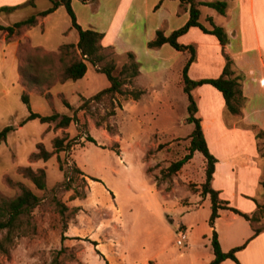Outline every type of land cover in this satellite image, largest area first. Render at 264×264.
<instances>
[{"label":"rangeland","instance_id":"rangeland-1","mask_svg":"<svg viewBox=\"0 0 264 264\" xmlns=\"http://www.w3.org/2000/svg\"><path fill=\"white\" fill-rule=\"evenodd\" d=\"M29 1L0 0V7H17L10 13L0 12V24L11 25L50 6V0H34L35 7L28 5ZM161 1L157 2V21L172 11L171 5H161ZM247 5V0H234L233 7ZM199 9V22L209 27L204 19L209 10ZM78 13L90 16L95 7L93 3L80 7ZM164 19L160 27L163 33L175 25L167 17ZM255 19L264 45V11L257 6ZM38 22L10 40L0 31V130L12 127L0 143V195L10 198L18 193V188L8 185L7 178L28 187L39 198L30 215V227L24 235L14 238L8 257L0 253V264H208L212 257L208 240L211 203L209 197L193 194L200 191L205 177L202 154L194 152L174 176L163 175L172 162L188 153V135L194 128L186 122L188 100L183 92L181 62L175 60L169 71L147 74L157 61L145 41V30L152 27V21L147 23L141 18L128 32V38L117 44L122 56H116L111 49L105 52L108 59H114L115 74L128 62L126 53L131 52L146 72L138 81L141 86H135L133 78L125 79L124 94H116L113 99L103 96L80 108L83 99L108 84L106 76L89 62L86 75L78 81H56L49 88L22 84V70L28 73L40 67L34 61L36 53L27 48L38 46L51 51L73 41L72 35L64 34L71 26L63 6L38 18ZM226 22L215 13L214 25L223 27ZM186 39L200 43L204 51L208 49L221 59V48L214 46L211 39L202 40L192 33ZM249 42L253 44L252 36ZM207 88L194 90L195 100L201 96L203 101L217 92L212 86ZM139 90L142 94L134 100L129 92ZM24 92L32 112L75 116V120L64 128L55 122L24 121L29 114L20 99ZM62 99L71 108H66ZM217 119L224 131L237 122L224 104ZM237 129L244 133L246 147L250 138L256 145L261 142L251 128L239 123ZM55 138L63 140L64 150H55ZM38 143L52 152L47 161L29 158L37 151ZM258 157L257 164L264 169V153ZM20 167L43 169L45 188L37 189L18 172ZM245 186L244 192L250 193L241 196L245 201L234 193L233 186L226 188L224 198L219 200L235 209V205L247 207L248 200L264 204L261 182L248 180ZM263 223L264 218L254 225ZM218 228L223 234L228 229L241 233L245 223L222 212ZM181 230L187 239L178 246L175 241ZM260 244L252 246L241 259L247 264H264V243Z\"/></svg>","mask_w":264,"mask_h":264},{"label":"crops","instance_id":"crops-1","mask_svg":"<svg viewBox=\"0 0 264 264\" xmlns=\"http://www.w3.org/2000/svg\"><path fill=\"white\" fill-rule=\"evenodd\" d=\"M158 1L159 0H87L86 2H82L80 0H71V7L75 14L76 22L81 28L93 29L103 34L100 40V45L103 48L104 54L107 50L112 49L116 56H122L120 52H117V44L122 43L125 38H128V32H130L131 28H134L139 19L143 18L147 23L148 21H152V27L145 30L147 35L145 38L146 42L155 37V31L161 29L160 27L165 21L164 18L167 17L175 24L168 32L164 33L165 35L178 29L188 20V11L179 7V2L177 0H162L161 5H171L172 11L167 12L166 16L165 14L161 15L159 21L155 20L156 8L159 5V3L157 4ZM228 1L230 4L229 8H232L231 11L227 12L228 8L224 15L220 14L227 20L226 24L222 27L228 36L227 44L223 49L215 36L204 34L197 27H191L187 33L178 38V42L184 45H193L195 49V60L190 64L187 70V75L191 80L216 78L221 74L225 64L223 56L220 59L218 56H214V54L208 49L204 51L200 43L193 42L190 39L187 40L186 38L191 33L196 37H200L202 40L211 39L214 46L217 48L220 47L221 52L223 51L232 61V77L241 78L240 88L244 98L241 115H232L237 119V122H233L230 125L229 131H224L222 125L220 126L218 122L219 120L217 119V112L220 111L224 104V100L221 93L215 88L214 89L217 92H214L213 97H206L203 101L202 97L197 95L199 99H196V115L200 118L207 148L217 160L211 180V187L218 191V197L221 199L224 198L225 189L229 186H233L234 193L242 199L241 196L250 195V193H246L248 191L244 192L243 190L246 189L245 183L248 180L253 182L264 181L263 166L257 164L259 161L258 156H261L257 149V145L250 138L248 147H246L242 140L244 138V133L237 129V124L240 123L245 127L247 126L251 128L255 133L264 131V45H262L261 38L257 32L255 19L256 6L261 9V11H264V0H247L248 5L244 6V8L243 6L233 7L234 0ZM92 3L95 7V13L90 16H80L78 9H80V7L86 8ZM199 7H204L209 10L204 15V19L209 23V27L203 25L201 22L200 23L206 28H211L208 19L210 18L213 22L214 15L218 12L207 6L199 5L198 8ZM262 26L264 31V19L262 20ZM64 34L72 35L73 41L70 43H77L78 34L75 29L68 27L64 31ZM251 36L253 44L249 42ZM151 49H153L152 58L157 61V64L147 74L169 71L175 60L181 62L184 66L189 58L188 52L177 51L169 44H163L158 48ZM143 73L145 74L146 72H144L141 65L139 68V74L133 78L135 86H141L138 84V81ZM78 80L79 79L75 81ZM106 86H109V82ZM207 86L211 85L204 84L198 86L196 89H193L192 93H194V90L208 89ZM204 108H207V110ZM261 143L264 144V132L263 137L261 138ZM237 160L239 161L238 163H236ZM199 193L200 191H197L193 194ZM204 196L205 199L206 197H209V195ZM243 199H245V197ZM248 201L247 204L245 203L247 207H241L239 205L235 206L237 210L252 215L256 210V204L253 201ZM259 203L263 204V201H259ZM222 212H226L227 215L233 219H242L245 223V229L241 233L228 229L226 234H223L218 228V221L222 217ZM218 213L219 216L215 219L214 229L217 233L219 245L223 252H227L233 247L242 245L253 234V226L258 227L255 226L254 223L246 221L243 217L230 210L219 209ZM211 232L212 228L210 227V237ZM210 237L208 240H210ZM260 243H264L263 232L259 233L249 241L242 250L236 252L235 255L238 263L226 259L222 264H247L241 259L242 255L249 251L252 246H258ZM210 251V255L212 256L210 259L211 261L213 259L211 247ZM99 255L103 257L102 254L99 253Z\"/></svg>","mask_w":264,"mask_h":264},{"label":"trees","instance_id":"trees-1","mask_svg":"<svg viewBox=\"0 0 264 264\" xmlns=\"http://www.w3.org/2000/svg\"><path fill=\"white\" fill-rule=\"evenodd\" d=\"M33 1L34 0H30L28 5L35 7ZM80 1L86 2L87 0ZM177 1L179 2V7L188 11V20L184 25L173 30L168 35H165L161 29H157L155 31V37L147 42V47L158 48L163 44H169L177 51L189 53V58L182 68V83L183 92L186 94L188 100L187 111L189 115L186 118V122L192 123L194 128L188 135V153L179 160L172 162L166 168V171L163 172V175L166 177L174 176L181 169V167L193 157L195 151L202 154L204 158L205 177L200 186V193L201 195H209L211 203L208 225L212 228L209 243L212 249L213 259L208 264H222V262L226 259H230L235 263H238L235 255L236 252L242 250L249 241L264 230V223L258 227L253 226V234L242 245L233 247L227 252H223L219 245L217 233L214 229L215 219L219 216L218 211L219 209H229L250 223H260L264 218V204H260L255 201L256 210L252 215H248L235 208L227 207L226 204H223L219 200L218 191L211 187V180L217 160L207 148L201 127V121L196 115L197 104L192 91L194 88L204 84L211 85L221 93L227 111L233 116H240L244 101L240 88L241 78L232 77V61L222 51L221 54L225 59V64L218 77L191 80L187 75V70L190 64L195 60V49L193 45H184L178 42V38L187 33L191 27H197L204 34L215 36L223 49L228 40L226 32L222 27L214 25L210 18L208 21L210 22L211 28L203 26L199 22L200 11L198 6L203 5L210 7L219 14L224 15L230 4L227 0ZM59 6H63L65 8L70 19V26L75 29L78 34V41L76 44H61L54 51L44 50L38 46L27 48L36 53L34 61L39 63L40 67L37 70L28 73L25 70H22L21 73H19L22 84L26 86L33 85L36 87L46 86L49 88L56 81L60 84L66 81H75L84 76L87 69L86 62H89L96 68L97 71L106 76L109 86L100 90L91 97L83 99L80 108L84 107L86 103L90 101L99 100L103 96H110V98L113 99L116 94H124L125 92L122 87L126 84L125 79L134 78L139 74V63L135 60L134 55L131 52H127L126 57L128 62L123 64L119 72L115 74L116 66L114 59H108V57L103 53V48L100 45V40L103 34L93 29H83L77 24L75 14L71 7V0H50V6L47 9L33 13L24 19L12 23L11 25L0 24V31L5 33L6 40H10L14 36L20 34L23 30L37 26L39 23L38 18L46 17L47 15L53 13ZM16 8L17 7L1 6L0 12L10 13ZM29 67L33 68V64L31 62ZM127 73L128 78H123L125 77L124 74L126 75ZM129 94L134 100H137L142 94V91H131ZM20 99L22 103L27 106L29 111V114L24 121L37 119L40 123L55 122L57 127L64 128L67 127L71 121L75 120V116H60L58 113L43 116L39 113L32 112L29 106L28 94L25 92L21 94ZM62 103L66 108H71L70 104L65 99H62ZM111 114L114 113L112 112ZM11 130V126L4 127L0 130V143L5 141L7 133ZM255 136L257 139H261L263 137V132H256ZM89 141L94 142L93 139H89ZM53 143L56 151L59 152L64 150L63 140L61 138H55ZM36 149L37 151L31 153L29 156L31 160L41 159L43 161H47L52 156V152L48 151L42 143H38L36 145ZM257 149L259 153L263 155V143L258 142ZM18 172L23 177L30 180L37 189L42 190L45 188V171L43 169L33 170L30 167H20ZM6 182L9 186L18 188V193L13 197L7 198L0 195V253L8 257L9 250L13 246L14 238L18 235H24L26 233L25 229L30 227V215L38 204L39 198L33 191L21 183H13L7 178ZM261 184L264 186V181H262ZM93 244L96 245L95 242H93ZM97 253L99 254L98 251ZM105 264L108 263L105 262Z\"/></svg>","mask_w":264,"mask_h":264},{"label":"built area","instance_id":"built-area-1","mask_svg":"<svg viewBox=\"0 0 264 264\" xmlns=\"http://www.w3.org/2000/svg\"><path fill=\"white\" fill-rule=\"evenodd\" d=\"M186 239H187L186 234L183 232V230H181V233L179 237L176 239L175 243L176 245L181 246L186 241Z\"/></svg>","mask_w":264,"mask_h":264}]
</instances>
